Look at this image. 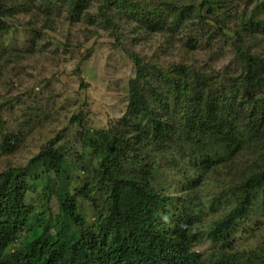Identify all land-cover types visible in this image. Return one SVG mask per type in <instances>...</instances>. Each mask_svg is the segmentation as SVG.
<instances>
[{"label":"rangeland","instance_id":"374dc122","mask_svg":"<svg viewBox=\"0 0 264 264\" xmlns=\"http://www.w3.org/2000/svg\"><path fill=\"white\" fill-rule=\"evenodd\" d=\"M90 1L88 7L73 14L70 4L63 0H8V6L14 5L16 9L11 17L3 20L5 26L0 32L3 67L0 114L8 133L14 134L18 141H13L16 144L13 152L3 151L0 143V173L10 167L25 166L49 141L67 129L60 145L70 156L68 164H72L68 168L67 183L68 190L75 192V188L92 184L96 177L94 168L100 166L95 147L100 134L113 129L128 133L136 149L120 150L118 158L122 160L125 153L136 152L148 156L144 163L155 165L151 173L154 183L172 187V195L178 202L190 191L183 192L184 177L193 172L188 167L192 146L184 127L198 103L175 101L173 95H167L170 81L165 71L173 66H189L195 72L192 86L195 87L196 79L206 82L221 102L227 92L223 94L222 90H229L245 71L237 46L264 56L262 34L245 36L242 42L236 43L241 19H249L256 4L246 7L245 1L226 0L224 11H210L209 7L200 9L203 0H121L120 7H107L109 15L114 17L111 19L108 14L101 15V0ZM136 2L147 5L143 9L125 8ZM157 6L159 15L153 14ZM261 16L264 17V12ZM135 57L146 65L147 78L137 76ZM169 76L179 78L174 73ZM132 80H137L151 96V105L164 121L169 138L157 137L155 125L146 120L139 123L137 116L128 113ZM150 86L168 99L156 104ZM236 88L234 94H244L242 84ZM252 91L257 94L259 89L252 87ZM237 98L223 105L233 104L232 115L240 123L248 105L240 109L241 97ZM202 108L204 113V103ZM77 115L81 116L82 123L74 122ZM263 153L264 149L254 141L244 143L224 167H216L212 174L207 172L204 180L190 192L204 202V213L198 224L204 236L233 208L228 190L238 183L247 162L254 163ZM79 158L82 162L78 163ZM145 164L140 166L127 160L120 170L133 174ZM199 181V178L193 179L184 188ZM37 190L32 193L34 201L29 206L55 218L59 214L57 198L48 199L40 188ZM106 190L107 187H99L92 193L100 204ZM199 199L195 202L186 199L183 204L196 205ZM77 200L84 218L93 223L98 213L96 208L89 201ZM197 209L194 207V212ZM21 240L24 235L20 236L17 247L22 246ZM193 250L205 256L238 250L247 254L256 252L264 259V197L257 195L253 199L247 218L236 226L229 241L215 244L206 239L194 245Z\"/></svg>","mask_w":264,"mask_h":264},{"label":"trees","instance_id":"16d2710c","mask_svg":"<svg viewBox=\"0 0 264 264\" xmlns=\"http://www.w3.org/2000/svg\"><path fill=\"white\" fill-rule=\"evenodd\" d=\"M101 1L102 16L109 15L107 7L121 6V0ZM225 1L203 0L200 9L209 7L210 11H224ZM240 1H245L246 7L253 4L256 7L249 19H241L236 31V43L242 42L248 35H264V17L261 16L264 12V0ZM7 2L8 0H0V32L5 26L3 20L11 17L16 9L14 5L8 6ZM63 2L70 4V12L73 14L91 3L90 0ZM143 5L147 4L136 2L121 8L137 6L143 9ZM156 8L153 14H161L160 7L154 9ZM109 17L114 18L112 15ZM237 48L245 71L239 79L234 80L229 90H222L223 94L227 91L221 97L222 105L212 88H207L206 82L196 79L193 81L195 87L192 86L191 79L195 72L189 66H173L170 71H165L170 81L167 95H173L175 101L198 103L192 111V118L184 127L187 129L186 139L192 146L188 154V167L193 172L186 175L183 182V192L187 193L189 189V194L175 202L172 187L156 185L151 174L155 165L145 164L148 156L143 157L136 152L134 155L125 153L122 160L118 158L120 150L136 149L128 133H119L113 129L101 133L98 146L95 147L94 153L100 166L98 169L94 168L96 177L92 184L70 192L67 179L68 168L72 163L69 166L68 150L60 145L66 136L67 129H64L25 166L10 167L0 173V264H264V259L256 252L247 254L246 251L238 250L231 254L205 256L193 250L194 245L202 240L210 239L215 244L229 241L236 226L247 218L253 199L257 195L264 197L263 153L254 163L247 162L238 183L228 190L233 208L206 236L201 233L198 224L204 213V202L197 194L192 196L190 192L204 180L203 176L207 172L212 174L216 167H224L244 143L254 141L264 149V56L238 46ZM135 58L137 76L147 78L146 65L138 60L139 57ZM2 70L0 65V73ZM173 73L179 75V78L169 76ZM237 84L243 85L244 94L241 96L234 94L237 92ZM252 87L258 88L259 92L255 94ZM151 89L156 104L168 99L167 95L156 92L150 86ZM237 97H241L238 105L240 109L248 105L240 123L239 118L232 115L233 104L223 105ZM151 101V96L145 93L140 83L132 80L128 113L137 116L139 123L146 120L155 125L157 137L169 138L164 121L152 107ZM203 103L206 108L204 113ZM74 122L82 123L81 116H75ZM0 139L3 151H14L16 144L13 141L17 142L18 139L14 138V134L8 133L6 121L1 114ZM124 160L145 165L129 174L120 170ZM78 161L81 158L76 162ZM198 178L199 182L184 188ZM99 187H107L101 204L99 198L92 195ZM38 188L48 199L57 198L59 214L55 218L47 217L29 206L28 203L34 201L31 195ZM79 198L91 202L96 208L98 213L93 223L87 222L82 215L77 200ZM184 198L191 202L199 199V202L196 205H186L183 204L186 200ZM215 206L216 204L212 205ZM194 207L198 208L195 212ZM21 235H24V240H21L22 246L17 247Z\"/></svg>","mask_w":264,"mask_h":264}]
</instances>
